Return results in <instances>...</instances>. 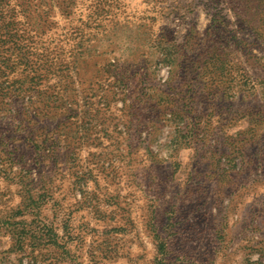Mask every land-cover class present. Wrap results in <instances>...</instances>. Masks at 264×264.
<instances>
[{
	"label": "rangeland",
	"instance_id": "374dc122",
	"mask_svg": "<svg viewBox=\"0 0 264 264\" xmlns=\"http://www.w3.org/2000/svg\"><path fill=\"white\" fill-rule=\"evenodd\" d=\"M0 264H264V0H0Z\"/></svg>",
	"mask_w": 264,
	"mask_h": 264
}]
</instances>
